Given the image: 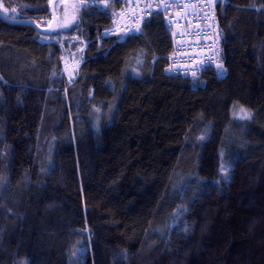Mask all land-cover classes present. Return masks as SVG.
<instances>
[{
  "label": "trees",
  "instance_id": "1",
  "mask_svg": "<svg viewBox=\"0 0 264 264\" xmlns=\"http://www.w3.org/2000/svg\"><path fill=\"white\" fill-rule=\"evenodd\" d=\"M81 2L0 20V264H264V0L215 4L221 78L164 75L160 13L104 37L126 0Z\"/></svg>",
  "mask_w": 264,
  "mask_h": 264
},
{
  "label": "built area",
  "instance_id": "2",
  "mask_svg": "<svg viewBox=\"0 0 264 264\" xmlns=\"http://www.w3.org/2000/svg\"><path fill=\"white\" fill-rule=\"evenodd\" d=\"M218 0H129L128 8L117 12L112 30L136 32L143 18L160 11L171 40L167 76L196 77L210 72L216 78L220 66V34L214 18Z\"/></svg>",
  "mask_w": 264,
  "mask_h": 264
},
{
  "label": "rangeland",
  "instance_id": "3",
  "mask_svg": "<svg viewBox=\"0 0 264 264\" xmlns=\"http://www.w3.org/2000/svg\"><path fill=\"white\" fill-rule=\"evenodd\" d=\"M59 3L54 5V12L56 16L58 17L59 20V27L62 28L64 23H67L70 25L74 21H76L77 15L80 11V6L82 5V2L80 0H58ZM104 6V4H103ZM110 33V32H109ZM113 33V32H112ZM40 42L47 43L49 41H52L50 39L46 38H38ZM79 49V48H78ZM83 47H80L79 51H82ZM78 53V51H77ZM79 54V53H78ZM77 54V56H78ZM71 56L69 58V61H66L64 59L61 63L62 65V72L67 78L70 76V78L75 77V74L77 73L79 66H80V61L79 60H74L75 56L73 53H71ZM81 56V53H80ZM77 58V57H76ZM81 57L77 58L80 59ZM238 115L241 118H247L249 114L245 110H239Z\"/></svg>",
  "mask_w": 264,
  "mask_h": 264
},
{
  "label": "water",
  "instance_id": "4",
  "mask_svg": "<svg viewBox=\"0 0 264 264\" xmlns=\"http://www.w3.org/2000/svg\"><path fill=\"white\" fill-rule=\"evenodd\" d=\"M58 0H50L49 2V15H50V20L49 24L45 28H41L38 26L35 22L32 21H27V20H15V19H10L4 17L0 13V20L8 25L12 26H28L33 28L36 32L43 36H51L53 34H56L61 28L59 27V20L58 17L56 16L54 12V5L57 3ZM80 1H105V0H80ZM64 27V24H63Z\"/></svg>",
  "mask_w": 264,
  "mask_h": 264
},
{
  "label": "bare ground",
  "instance_id": "5",
  "mask_svg": "<svg viewBox=\"0 0 264 264\" xmlns=\"http://www.w3.org/2000/svg\"><path fill=\"white\" fill-rule=\"evenodd\" d=\"M171 51V50H170ZM170 53V52H169ZM168 53V54H169ZM168 54L166 55V60H167V56H168ZM167 66H168V62H167V65H166V67H165V69H164V72L166 71V69H167ZM165 75V74H164ZM167 76V75H166ZM172 77V76H171Z\"/></svg>",
  "mask_w": 264,
  "mask_h": 264
},
{
  "label": "snow or ice",
  "instance_id": "6",
  "mask_svg": "<svg viewBox=\"0 0 264 264\" xmlns=\"http://www.w3.org/2000/svg\"><path fill=\"white\" fill-rule=\"evenodd\" d=\"M219 75H223V71L222 70L220 71Z\"/></svg>",
  "mask_w": 264,
  "mask_h": 264
}]
</instances>
